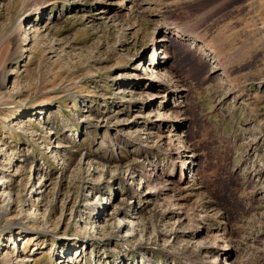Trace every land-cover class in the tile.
I'll return each instance as SVG.
<instances>
[{"label":"rangeland","instance_id":"374dc122","mask_svg":"<svg viewBox=\"0 0 264 264\" xmlns=\"http://www.w3.org/2000/svg\"><path fill=\"white\" fill-rule=\"evenodd\" d=\"M0 264H264V0H0Z\"/></svg>","mask_w":264,"mask_h":264},{"label":"bare ground","instance_id":"6f19581e","mask_svg":"<svg viewBox=\"0 0 264 264\" xmlns=\"http://www.w3.org/2000/svg\"><path fill=\"white\" fill-rule=\"evenodd\" d=\"M179 87V86H178ZM178 96H184V94H182L181 92H178V94H177ZM183 99V98H182ZM183 101L181 100V102L180 103H182ZM182 172V171H181Z\"/></svg>","mask_w":264,"mask_h":264}]
</instances>
